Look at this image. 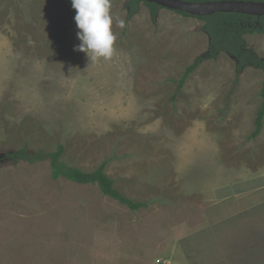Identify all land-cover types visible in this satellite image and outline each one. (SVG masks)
Masks as SVG:
<instances>
[{
  "label": "rangeland",
  "instance_id": "374dc122",
  "mask_svg": "<svg viewBox=\"0 0 264 264\" xmlns=\"http://www.w3.org/2000/svg\"><path fill=\"white\" fill-rule=\"evenodd\" d=\"M110 0L115 54L90 61L71 0H0V154L109 160L132 211L49 160H0V264H264V72L208 54L205 22ZM120 20L124 27L118 26ZM264 59V34L246 35ZM238 78V79H237Z\"/></svg>",
  "mask_w": 264,
  "mask_h": 264
},
{
  "label": "trees",
  "instance_id": "16d2710c",
  "mask_svg": "<svg viewBox=\"0 0 264 264\" xmlns=\"http://www.w3.org/2000/svg\"><path fill=\"white\" fill-rule=\"evenodd\" d=\"M194 2H206L215 0H187ZM245 1H264V0H245ZM141 4H145L153 18L157 16L159 10L163 7L143 0H130L129 15L135 14ZM186 17H195L205 22L204 29L210 37V47L208 54L198 57L186 69L182 78L178 81V89L174 98L182 91L185 81L190 74L200 65L203 60L213 59L221 52H227L237 59L236 73L237 77L242 73L248 64H254L261 68L264 72V59L250 50L247 44L246 35L253 33L264 34V16L258 17L254 15L236 13V12H216L211 15L194 16L186 12L177 11ZM238 79V78H237ZM261 104L257 113L256 127L252 133V137H256L261 132L264 119V80L261 89ZM64 147L60 145L56 151L47 152L44 150L31 151L26 145L21 149L5 152L0 154V160H12L15 164L20 161L28 163H36L39 161L49 160L52 168V177L59 179L64 177L68 180L79 184H97L102 193L128 206L132 211H138L141 208L149 206V201H135L127 197L124 193L115 187V180L110 177L105 167L109 160L94 171H83L80 168L70 165L62 159Z\"/></svg>",
  "mask_w": 264,
  "mask_h": 264
},
{
  "label": "clouds",
  "instance_id": "9594fccd",
  "mask_svg": "<svg viewBox=\"0 0 264 264\" xmlns=\"http://www.w3.org/2000/svg\"><path fill=\"white\" fill-rule=\"evenodd\" d=\"M81 43L77 50L86 53L90 61L109 60L115 54L116 36L112 31L110 0H71ZM118 26L123 28L124 21Z\"/></svg>",
  "mask_w": 264,
  "mask_h": 264
},
{
  "label": "water",
  "instance_id": "95a60500",
  "mask_svg": "<svg viewBox=\"0 0 264 264\" xmlns=\"http://www.w3.org/2000/svg\"><path fill=\"white\" fill-rule=\"evenodd\" d=\"M156 3L163 8L182 11L194 16L211 15L216 12H236L254 16H264V1L215 0L194 2L187 0H143Z\"/></svg>",
  "mask_w": 264,
  "mask_h": 264
}]
</instances>
